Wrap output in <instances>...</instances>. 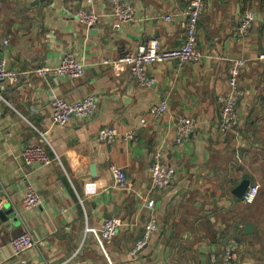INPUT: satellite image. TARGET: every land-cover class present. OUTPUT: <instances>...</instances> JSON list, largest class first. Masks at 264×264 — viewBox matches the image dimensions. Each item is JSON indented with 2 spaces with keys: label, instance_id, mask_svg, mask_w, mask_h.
<instances>
[{
  "label": "crops",
  "instance_id": "0c3cea01",
  "mask_svg": "<svg viewBox=\"0 0 264 264\" xmlns=\"http://www.w3.org/2000/svg\"><path fill=\"white\" fill-rule=\"evenodd\" d=\"M129 1L134 17L122 21L110 0H0V35L10 40L0 51L12 68H55L68 55L86 66L80 79L32 74L17 85L0 82V264H210L232 239L241 243L238 264H264V0H207L198 28L200 60L151 66L154 83L147 87L103 60H118L152 39L162 49L180 47L189 0ZM81 10H95L98 23L79 22ZM249 10L256 22L247 36L237 35ZM239 58L246 61L244 96L233 131L223 136L222 100L231 60ZM87 96L98 99L95 116L53 123L56 98ZM163 100L169 111L156 120L152 110ZM181 116L196 128L177 144ZM105 127L137 135L110 145L100 140ZM28 145L43 146L53 162L27 166ZM157 148L177 171L174 185L161 192L151 188ZM115 167L125 170V190L114 185ZM245 176L260 186L251 205L235 194ZM27 183L39 192L40 206H24ZM116 217L123 227L104 240L100 231ZM152 219L158 231L132 254ZM26 231L38 245L17 256L10 240Z\"/></svg>",
  "mask_w": 264,
  "mask_h": 264
},
{
  "label": "built area",
  "instance_id": "2783aa9c",
  "mask_svg": "<svg viewBox=\"0 0 264 264\" xmlns=\"http://www.w3.org/2000/svg\"><path fill=\"white\" fill-rule=\"evenodd\" d=\"M207 0H189V4L185 10L187 17L185 40L180 47L175 49H162L160 42L152 39L145 46H140L136 52H129L119 58L118 60L104 59L103 63L109 65L112 70L119 74L123 69L129 70L131 75L135 78L140 86L147 87L154 83V79L149 73V68L158 63H174L178 67H184L191 62L199 61L201 52L198 49V28L199 21L205 10ZM247 1V0H242ZM114 7L115 16L122 21H130L134 17L133 5L129 0H110ZM256 14L249 10L242 17L239 24L236 26L235 32L240 36H247L256 22ZM77 20L88 26H94L98 23L99 17L95 10H81L78 13ZM172 17L167 16L166 21H171ZM0 45L8 47L10 45L9 37L0 35ZM263 59L264 56H261ZM246 67L244 59H232L229 69L228 89L225 97L222 100V107L220 112V120L218 129L221 135L227 136L230 134L238 120V105L244 96V90L241 86V74ZM86 70L85 63L80 61L75 55H68L61 63L55 67L40 66L32 70H20L12 68L6 55L0 51V82H5L11 85L20 83L23 76L28 77L32 74L38 77H48L50 75L57 78L80 79L84 76ZM52 119L53 123L65 125L72 118L79 120H87L96 115L98 111V99L96 96H87L84 99L76 102H68L64 98L58 97L52 104ZM169 111V103L163 100L160 104L155 106L152 110L151 116L159 120L164 117ZM196 128L195 120L181 116L177 118L176 123V142L181 144L187 141ZM137 135L133 131L128 134H121L114 128H103L100 133V140L106 144H114L119 138L126 140L132 139ZM24 162L29 167H40L48 165L53 162L48 152L43 146L28 145L23 151ZM151 188L153 192L167 191L171 188L176 179L177 171L174 167L166 162V154L161 148H157L152 156L151 163ZM114 185L116 188L125 190L128 188V178L124 168L115 167L113 169ZM26 194L23 200L24 206L28 209L35 208L41 205V196L37 189L30 183L26 184ZM260 186L251 185L247 192L242 197L243 204H254L259 196ZM3 205V199L0 196V208ZM150 209L155 208L156 200L150 198L147 203ZM121 218L109 219L100 235L104 240L113 239L118 231L123 227ZM159 226L157 222L150 220L144 231V237L139 240L132 254H136L145 245L152 234L158 231ZM10 245L14 250L15 255L19 256L29 248L38 245L34 234L26 231L20 236L10 240ZM241 243L232 239L226 244L220 253H213L210 257V264H238L239 256L238 249ZM3 250V244L0 241V252Z\"/></svg>",
  "mask_w": 264,
  "mask_h": 264
},
{
  "label": "water",
  "instance_id": "95a60500",
  "mask_svg": "<svg viewBox=\"0 0 264 264\" xmlns=\"http://www.w3.org/2000/svg\"><path fill=\"white\" fill-rule=\"evenodd\" d=\"M251 181L249 176H245L244 181L240 184V186L236 189L235 194L238 198L242 199L244 194L247 192L250 187Z\"/></svg>",
  "mask_w": 264,
  "mask_h": 264
},
{
  "label": "trees",
  "instance_id": "16d2710c",
  "mask_svg": "<svg viewBox=\"0 0 264 264\" xmlns=\"http://www.w3.org/2000/svg\"><path fill=\"white\" fill-rule=\"evenodd\" d=\"M67 1H69V0H67ZM47 2H49V0H47ZM78 14V13H77Z\"/></svg>",
  "mask_w": 264,
  "mask_h": 264
},
{
  "label": "bare ground",
  "instance_id": "6f19581e",
  "mask_svg": "<svg viewBox=\"0 0 264 264\" xmlns=\"http://www.w3.org/2000/svg\"><path fill=\"white\" fill-rule=\"evenodd\" d=\"M77 16H78V14H77ZM242 203H243V200H242Z\"/></svg>",
  "mask_w": 264,
  "mask_h": 264
}]
</instances>
